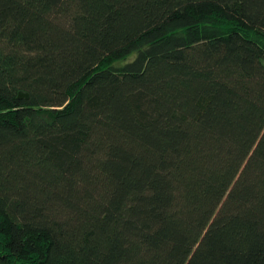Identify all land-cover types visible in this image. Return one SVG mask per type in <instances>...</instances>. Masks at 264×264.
<instances>
[{"label":"trees","instance_id":"obj_1","mask_svg":"<svg viewBox=\"0 0 264 264\" xmlns=\"http://www.w3.org/2000/svg\"><path fill=\"white\" fill-rule=\"evenodd\" d=\"M0 264H264V0H0Z\"/></svg>","mask_w":264,"mask_h":264},{"label":"water","instance_id":"obj_2","mask_svg":"<svg viewBox=\"0 0 264 264\" xmlns=\"http://www.w3.org/2000/svg\"><path fill=\"white\" fill-rule=\"evenodd\" d=\"M18 97L19 98H25V99H27L28 98V95L25 92L20 91L19 94H18Z\"/></svg>","mask_w":264,"mask_h":264}]
</instances>
